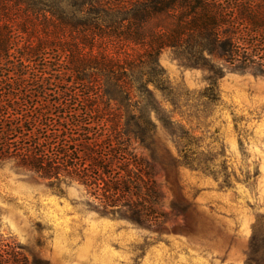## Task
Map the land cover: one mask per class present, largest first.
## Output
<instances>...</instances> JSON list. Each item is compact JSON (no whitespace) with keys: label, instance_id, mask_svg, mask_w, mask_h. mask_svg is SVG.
<instances>
[{"label":"trees","instance_id":"16d2710c","mask_svg":"<svg viewBox=\"0 0 264 264\" xmlns=\"http://www.w3.org/2000/svg\"><path fill=\"white\" fill-rule=\"evenodd\" d=\"M168 50L207 74V97L228 73L264 78V0H0V168L77 183L139 219L141 200L157 211L130 141L187 134L161 100L177 105Z\"/></svg>","mask_w":264,"mask_h":264},{"label":"rangeland","instance_id":"374dc122","mask_svg":"<svg viewBox=\"0 0 264 264\" xmlns=\"http://www.w3.org/2000/svg\"><path fill=\"white\" fill-rule=\"evenodd\" d=\"M161 64L177 105L161 100L187 134L159 128L150 145L130 141L153 168L157 211L141 200L139 219L77 183L57 189L7 164L0 264L14 254L22 264H264V78L228 73L207 97L202 70L169 50Z\"/></svg>","mask_w":264,"mask_h":264}]
</instances>
